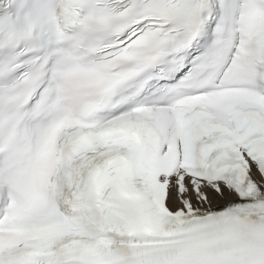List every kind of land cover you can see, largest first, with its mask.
Returning <instances> with one entry per match:
<instances>
[{
	"label": "snow or ice",
	"instance_id": "obj_1",
	"mask_svg": "<svg viewBox=\"0 0 264 264\" xmlns=\"http://www.w3.org/2000/svg\"><path fill=\"white\" fill-rule=\"evenodd\" d=\"M0 264H264V0H0Z\"/></svg>",
	"mask_w": 264,
	"mask_h": 264
}]
</instances>
